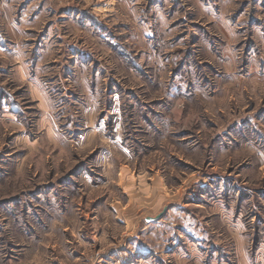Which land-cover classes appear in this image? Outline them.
Masks as SVG:
<instances>
[{
  "label": "rangeland",
  "instance_id": "rangeland-1",
  "mask_svg": "<svg viewBox=\"0 0 264 264\" xmlns=\"http://www.w3.org/2000/svg\"><path fill=\"white\" fill-rule=\"evenodd\" d=\"M0 264H264V0H0Z\"/></svg>",
  "mask_w": 264,
  "mask_h": 264
},
{
  "label": "water",
  "instance_id": "water-1",
  "mask_svg": "<svg viewBox=\"0 0 264 264\" xmlns=\"http://www.w3.org/2000/svg\"><path fill=\"white\" fill-rule=\"evenodd\" d=\"M162 214H163V212L160 213V214H158V215L155 217V219H159V218H161V217H162ZM155 219H154V218H146L145 221H146V222H150V221H153V220H155Z\"/></svg>",
  "mask_w": 264,
  "mask_h": 264
},
{
  "label": "crops",
  "instance_id": "crops-1",
  "mask_svg": "<svg viewBox=\"0 0 264 264\" xmlns=\"http://www.w3.org/2000/svg\"><path fill=\"white\" fill-rule=\"evenodd\" d=\"M147 218H150V217H147ZM146 219V218H145Z\"/></svg>",
  "mask_w": 264,
  "mask_h": 264
}]
</instances>
